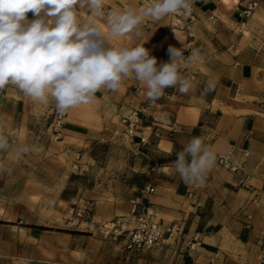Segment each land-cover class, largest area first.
<instances>
[{"label": "crops", "instance_id": "obj_1", "mask_svg": "<svg viewBox=\"0 0 264 264\" xmlns=\"http://www.w3.org/2000/svg\"><path fill=\"white\" fill-rule=\"evenodd\" d=\"M113 1L122 11L150 2ZM248 1L194 0L190 14H169L159 21L148 18L139 26L141 37L126 39L128 45L145 43L158 66L169 61V46L202 50L199 62L187 65L182 73L191 76L194 90L180 94L174 86L165 88L157 108L149 112L154 121L151 116L146 120V124L158 125L162 135L152 138L142 158L136 157L143 177L141 201L151 207L155 218L184 225L178 248L132 252L124 243L113 248H74L70 240L79 234L39 227H32L34 248H4L12 224L0 221V264H259L254 248H241L245 246V231L240 222L249 224L253 216L264 218V0H254L259 6L245 18L243 10ZM155 41L165 48L160 56L154 54ZM210 81L214 90L202 94ZM132 90L124 101L137 108L144 96L137 98ZM121 91L120 87L113 92L117 103ZM101 93L98 91L95 99ZM66 121L69 132L87 127L79 120ZM193 137L202 138L216 155L247 150L250 188L241 185L240 175L217 163L202 185L182 182L173 162ZM147 185L154 186L153 193H144ZM39 232L50 233L46 234L50 238L46 244L35 237ZM193 243L194 248H190Z\"/></svg>", "mask_w": 264, "mask_h": 264}, {"label": "rangeland", "instance_id": "obj_2", "mask_svg": "<svg viewBox=\"0 0 264 264\" xmlns=\"http://www.w3.org/2000/svg\"><path fill=\"white\" fill-rule=\"evenodd\" d=\"M115 5V1L105 0V11H122ZM82 9L77 12L80 23L90 16L87 7ZM27 18L35 17L29 12ZM96 22L107 31L106 17L96 18ZM128 36L137 35L112 38L109 44L134 47L126 43ZM135 84L132 77L123 80L119 103L113 91H103L86 108L64 114L58 113L51 97L45 104L33 101L13 85L0 90V131L12 146L8 152H0V161L13 170L10 176H0V221L12 224L4 248H34L32 227L77 233L70 240L74 248L123 244L105 238L98 226L127 215L131 201L142 194L143 177L136 163L146 148L136 150L125 137L122 122L133 109L124 98ZM66 120H79L87 127L69 132ZM24 144L35 145L37 151L17 161L16 147ZM240 223L245 231L241 248H254L259 264H264V218L253 216L249 224ZM46 234L50 233L39 232L35 237L46 244L50 240Z\"/></svg>", "mask_w": 264, "mask_h": 264}, {"label": "clouds", "instance_id": "obj_3", "mask_svg": "<svg viewBox=\"0 0 264 264\" xmlns=\"http://www.w3.org/2000/svg\"><path fill=\"white\" fill-rule=\"evenodd\" d=\"M105 0H0V90L13 85L33 101L54 99L58 113L90 104L98 91H117L124 79L134 77L145 86L144 97L155 103L165 88L180 94L195 88L191 76L183 75L189 64L198 63L202 50L185 56L182 48L169 46L168 62L157 65L145 43L134 47L110 46L109 40L135 33L148 18L159 21L169 14H190L194 0H150L142 7L105 11ZM87 7L88 20L78 21L76 7ZM31 12L35 17L28 20ZM106 17L105 25L96 18ZM215 88L207 82L202 94ZM0 131V152L11 149ZM37 151L35 145H19L17 161ZM175 173L186 185H202L215 166L217 155L202 138L193 137L176 153ZM190 158V160H189ZM12 168L0 161V176Z\"/></svg>", "mask_w": 264, "mask_h": 264}, {"label": "built area", "instance_id": "obj_4", "mask_svg": "<svg viewBox=\"0 0 264 264\" xmlns=\"http://www.w3.org/2000/svg\"><path fill=\"white\" fill-rule=\"evenodd\" d=\"M258 2L249 0L243 10L245 18L251 17L258 8ZM178 14V13H177ZM154 54L160 56L165 51L160 41L153 44ZM193 48L190 47L184 51L187 56ZM134 80L135 78L132 77ZM135 86L132 93L135 97L144 96L145 86L135 80ZM158 106L157 101L150 104L144 97L139 102L137 108H133L130 114L122 117L125 125L124 135L127 140L136 146L139 152L140 148H147L152 143V138L160 137V127L154 123L146 124L147 117L152 115L149 112L155 110ZM249 152L245 149L238 153L229 151L225 154H218L216 163L222 168L241 176L240 183L245 188H250L251 175L247 171L246 160ZM154 186L147 185L144 193H153ZM191 194H189L190 196ZM99 233L105 238L113 240H122L127 250L137 252L143 248H168L177 247L183 239L184 225L181 222H163L155 218L149 205L144 204L139 197L131 201L129 212L125 216L116 217L110 222L102 223L98 226ZM195 243L190 248H194Z\"/></svg>", "mask_w": 264, "mask_h": 264}, {"label": "trees", "instance_id": "obj_5", "mask_svg": "<svg viewBox=\"0 0 264 264\" xmlns=\"http://www.w3.org/2000/svg\"><path fill=\"white\" fill-rule=\"evenodd\" d=\"M39 228L46 229V228H44V227H39Z\"/></svg>", "mask_w": 264, "mask_h": 264}]
</instances>
